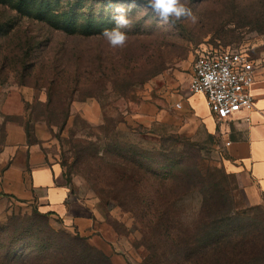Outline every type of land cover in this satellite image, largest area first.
Returning a JSON list of instances; mask_svg holds the SVG:
<instances>
[{
    "label": "rangeland",
    "instance_id": "374dc122",
    "mask_svg": "<svg viewBox=\"0 0 264 264\" xmlns=\"http://www.w3.org/2000/svg\"><path fill=\"white\" fill-rule=\"evenodd\" d=\"M83 1L25 0L20 4V0H0V51L21 50L22 45L29 50V41L36 50L32 54L35 68L25 74L13 70V55L0 60V152L11 125L54 140L73 192L96 210L99 234L130 264L204 263L192 253L193 246L177 248L160 227L142 225L130 210L126 196L130 190L116 180L121 168L131 163L116 152V143L126 146L130 156L137 154L139 163L159 151L172 157L184 152L195 173V191L177 209L186 235L204 200L212 207L240 213L264 231V205L250 199L242 174L233 172L220 125L208 122L205 97L190 92L196 61L204 53L242 49L253 59L264 55V0H187L195 22L184 19L174 25L153 17L146 27L148 17L133 10V27L125 30L128 42L122 49L110 47L102 36L105 28L114 27L108 5L102 32L91 36L70 32L68 13L79 21L78 27L87 22ZM75 77L81 81L71 100L62 89L67 83L73 85ZM74 102H98L104 119L90 123L82 114L73 113ZM69 110L62 130L64 113ZM106 118L110 119L107 125ZM137 176L139 194L152 197L153 179ZM35 209L34 204L0 194V229L18 222H40Z\"/></svg>",
    "mask_w": 264,
    "mask_h": 264
},
{
    "label": "trees",
    "instance_id": "16d2710c",
    "mask_svg": "<svg viewBox=\"0 0 264 264\" xmlns=\"http://www.w3.org/2000/svg\"><path fill=\"white\" fill-rule=\"evenodd\" d=\"M93 1L95 2L83 1L81 6L87 11V22L80 27L76 17L68 13L71 17L67 19L72 21L68 27L71 28L72 31H69L72 34L91 36L102 32L101 28L107 23L105 12L108 0ZM114 1L119 0H112ZM24 2L25 0H20V4ZM78 30L84 32H77ZM6 35L7 33L2 36ZM29 44V50L22 45V51L10 50L4 52L5 54L0 51V60L3 57L2 62H5L13 55V70L25 74L28 68L34 69L36 64L32 57L36 51L35 47H32L34 43L29 41ZM19 66L22 68L19 69ZM78 77L74 78L73 85L67 83L62 89L71 100H74V94L81 81ZM51 89L49 103L54 93L53 88ZM69 117L70 110L64 113L62 130ZM109 122L110 119L106 118V125ZM101 129H105V124ZM115 150L124 155L127 163H131L130 167L121 168L122 172L116 182L122 183L130 190L126 195L130 210L142 220V225L160 227L168 241L179 249L193 246L192 253H196L204 264H264V231L251 225L240 213L232 209L212 207L204 200L197 216L191 221L192 229L187 228L188 235L185 234L177 209L184 197L195 191V173L190 171V164L186 161L184 152L175 153L172 157V154L159 151L154 156L145 158L144 163H139L140 161H136L138 155L130 156L131 153L126 152V146L116 143ZM78 151L76 150V154ZM190 156L198 159L195 153H190ZM139 173L153 179L155 191L152 197L142 198L139 194ZM67 179L71 184L72 180L68 177ZM184 181L187 182L185 185ZM142 205H145L146 209L141 208ZM34 215L40 222L32 220L29 225L28 222L26 225L18 222L14 227H1L0 264H113L111 257L91 244L89 237L81 235L78 231L55 229L50 223L51 214L42 213L38 208L35 209Z\"/></svg>",
    "mask_w": 264,
    "mask_h": 264
},
{
    "label": "crops",
    "instance_id": "0c3cea01",
    "mask_svg": "<svg viewBox=\"0 0 264 264\" xmlns=\"http://www.w3.org/2000/svg\"><path fill=\"white\" fill-rule=\"evenodd\" d=\"M254 61L253 110L239 113L235 121L223 124L209 110L207 113L209 123L220 125L233 172L242 174L250 199L264 205V55ZM74 109L73 113L82 114L90 123L98 124L104 119L98 102H74ZM246 116L251 122H246ZM55 146L54 140L41 136L39 131L32 136L20 125L9 126L0 152V194L34 204L40 212L51 214L56 227L89 237L91 244L111 257L113 264H130L99 234L95 225L97 212L73 192Z\"/></svg>",
    "mask_w": 264,
    "mask_h": 264
},
{
    "label": "built area",
    "instance_id": "2783aa9c",
    "mask_svg": "<svg viewBox=\"0 0 264 264\" xmlns=\"http://www.w3.org/2000/svg\"><path fill=\"white\" fill-rule=\"evenodd\" d=\"M255 75L256 64L247 50L209 51L196 61L190 92L205 97L219 123H230L239 113L253 110ZM245 120L251 122L250 116Z\"/></svg>",
    "mask_w": 264,
    "mask_h": 264
},
{
    "label": "clouds",
    "instance_id": "9594fccd",
    "mask_svg": "<svg viewBox=\"0 0 264 264\" xmlns=\"http://www.w3.org/2000/svg\"><path fill=\"white\" fill-rule=\"evenodd\" d=\"M108 7L113 11L114 27L105 28L102 36L114 49H122L127 45L128 34L125 30L133 27L130 17L133 10H137L140 17H148L145 20L146 27L152 24L153 17L165 25H174L184 19H191L193 22L196 20L187 0H127V3L115 4L108 0Z\"/></svg>",
    "mask_w": 264,
    "mask_h": 264
}]
</instances>
